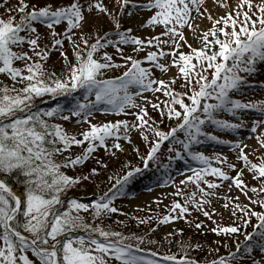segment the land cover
<instances>
[{"label":"snow or ice","instance_id":"6c2138e0","mask_svg":"<svg viewBox=\"0 0 264 264\" xmlns=\"http://www.w3.org/2000/svg\"><path fill=\"white\" fill-rule=\"evenodd\" d=\"M0 9V264H264V0ZM142 177L171 191L126 213Z\"/></svg>","mask_w":264,"mask_h":264},{"label":"rangeland","instance_id":"374dc122","mask_svg":"<svg viewBox=\"0 0 264 264\" xmlns=\"http://www.w3.org/2000/svg\"><path fill=\"white\" fill-rule=\"evenodd\" d=\"M209 3L212 2V0H208ZM0 11H2V9H0ZM57 55L58 54H53L52 55V60L49 61V63H59L57 61ZM258 69L256 70L257 71V75L255 76V79L256 80H261V79H264V63H260L258 65ZM122 69H114L112 71H110L109 73H107V75H118L119 72L121 71ZM157 75H159V72H157ZM147 94V93H146ZM244 99H262L264 98V91L260 90L258 87L253 90V91H250L248 95H246L245 97H243ZM116 118L114 115L112 114H108L107 116H105L104 114H101L99 112L95 113V119L96 120H104V119H114ZM246 119H248V117H245ZM66 127H69V128H72L73 130H75L77 127H79L78 125H74V124H66ZM209 130H212V129H209ZM214 134L216 135H223L225 136L226 138L228 139H232L234 138L232 134H226L223 130H219V131H216ZM244 133L242 132V135ZM137 143L139 141H136ZM245 143H248V144H253L255 143L254 141V137H249L247 139H245L244 141ZM76 151H78L79 149H75ZM203 150L205 151L206 154H209L211 153L212 151L216 150V151H223L225 153H227L229 155V157L231 158L232 156V153L230 151H228L227 147L225 146H222V145H218V144H215L213 142H207L203 148ZM101 153H102V150H101ZM126 158L129 159V160H132L133 162L136 161V157L134 155V153H127L126 154ZM148 175H152V172H151V169L149 170V173ZM101 180H103V177H100ZM176 179H179V177H176ZM105 183H107L105 181ZM104 187V184H101V190L103 189ZM96 189L95 187L92 185V184H89L87 186V193H93L95 192ZM129 195L124 198V199H119L117 200V204H119L124 212L126 213H132V212H135L136 214L138 215H147L148 213L147 212H139L137 211V208L136 206L137 205H142L144 206L145 208L147 207H152L154 211H156V207L154 204H150L149 202L152 200L153 197L155 196H158L162 193H165V192H168V191H171L170 187L169 186H164V187H159V186H155V185H152L149 183L148 179H145V178H141L139 179L138 181H135L133 183H131L127 189ZM74 195L80 197L81 199H84V200H88V199H91L92 197L91 196H88L83 190L81 189H76L73 193ZM169 201L167 199H165L163 201V204H167ZM163 204L160 205L158 211L160 212H163L165 211L164 207H163ZM124 217L123 216H120V219H123ZM200 219L201 220H205V218L203 216H200ZM229 218L227 217V215L225 214V220H228ZM205 223L210 227L211 224L209 221L205 220ZM177 225L178 226H181V227H185V225H183L182 222H177ZM129 228H131V230H136V226H135V222L133 221L131 224H129L128 226ZM141 228H143V226H141ZM167 230H170V226H163L161 225L160 226V230L159 232L156 233L155 235V239H160L163 235V233ZM187 231V229H186ZM201 240H204L205 242H208L210 243L212 241V239L214 238V234L210 233V232H205L203 234L200 235L199 237ZM239 239H243V237H239ZM229 243H231V241H229ZM148 247H153L152 245H147ZM173 251H175V248L172 249ZM221 252L224 251L223 248L220 249ZM199 255L202 257L203 256V253H199Z\"/></svg>","mask_w":264,"mask_h":264},{"label":"trees","instance_id":"16d2710c","mask_svg":"<svg viewBox=\"0 0 264 264\" xmlns=\"http://www.w3.org/2000/svg\"><path fill=\"white\" fill-rule=\"evenodd\" d=\"M49 104L51 103V101L48 102ZM134 231H138V229L134 230Z\"/></svg>","mask_w":264,"mask_h":264}]
</instances>
